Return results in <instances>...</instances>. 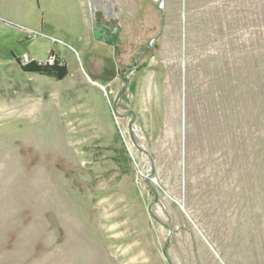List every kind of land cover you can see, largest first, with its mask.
Masks as SVG:
<instances>
[{
  "label": "rangeland",
  "instance_id": "obj_1",
  "mask_svg": "<svg viewBox=\"0 0 264 264\" xmlns=\"http://www.w3.org/2000/svg\"><path fill=\"white\" fill-rule=\"evenodd\" d=\"M0 264H264V0H0Z\"/></svg>",
  "mask_w": 264,
  "mask_h": 264
},
{
  "label": "trees",
  "instance_id": "obj_2",
  "mask_svg": "<svg viewBox=\"0 0 264 264\" xmlns=\"http://www.w3.org/2000/svg\"><path fill=\"white\" fill-rule=\"evenodd\" d=\"M51 57L54 59L52 64H50L48 61L44 63L31 61L25 65H22V68L28 73H35L57 80H63L68 74V68L66 64L56 57L54 53H52Z\"/></svg>",
  "mask_w": 264,
  "mask_h": 264
},
{
  "label": "water",
  "instance_id": "obj_3",
  "mask_svg": "<svg viewBox=\"0 0 264 264\" xmlns=\"http://www.w3.org/2000/svg\"><path fill=\"white\" fill-rule=\"evenodd\" d=\"M161 4H163V2ZM110 32H111V26L109 24L102 23V20L99 19L97 22V28L94 29V35L96 39L100 40L102 37H104L105 39H109ZM117 32H118V27H114L112 33L114 34Z\"/></svg>",
  "mask_w": 264,
  "mask_h": 264
},
{
  "label": "built area",
  "instance_id": "obj_4",
  "mask_svg": "<svg viewBox=\"0 0 264 264\" xmlns=\"http://www.w3.org/2000/svg\"><path fill=\"white\" fill-rule=\"evenodd\" d=\"M29 62H30L29 58H28L27 56L24 57V63L27 64V63H29ZM48 62H49L50 64H52V63L54 62L53 57H50V59L48 60Z\"/></svg>",
  "mask_w": 264,
  "mask_h": 264
}]
</instances>
